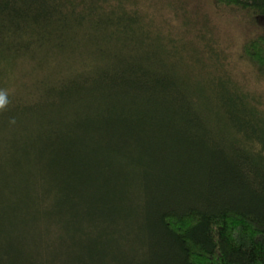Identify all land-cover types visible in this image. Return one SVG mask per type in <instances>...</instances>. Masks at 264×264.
Listing matches in <instances>:
<instances>
[{
  "label": "trees",
  "instance_id": "16d2710c",
  "mask_svg": "<svg viewBox=\"0 0 264 264\" xmlns=\"http://www.w3.org/2000/svg\"><path fill=\"white\" fill-rule=\"evenodd\" d=\"M211 1L256 27L239 58L264 82V0ZM142 2L0 0V90L51 60L26 240L1 216L15 264H264V96L204 33L188 67Z\"/></svg>",
  "mask_w": 264,
  "mask_h": 264
},
{
  "label": "rangeland",
  "instance_id": "374dc122",
  "mask_svg": "<svg viewBox=\"0 0 264 264\" xmlns=\"http://www.w3.org/2000/svg\"><path fill=\"white\" fill-rule=\"evenodd\" d=\"M142 1L149 11L146 18L154 33L158 30L164 36L178 38L181 43L193 37L196 39L197 34L204 33L207 39L213 40L216 49L227 53L225 62L232 70L233 78L250 90L260 91L264 96V82L258 81L252 68L239 58L243 42L257 31L246 16L234 10L216 9L211 0ZM2 38L0 36V44ZM195 44L194 40H189L187 44H182L179 52L181 56H189L184 62L190 68L205 65L201 56L192 52L190 46ZM37 66L31 58L24 61L23 70L17 72L6 89L8 104L0 109V224L1 216L9 215L13 222L15 245L19 236L26 240L27 231L23 224L26 216L32 219L36 213L34 183L38 180L37 170L41 165L35 162V141L41 135V130L47 128L51 116V99L48 97L51 60L44 62L42 68ZM39 110L44 113L40 112L38 116L36 112ZM26 183H29L28 189L24 187ZM53 201L54 196L46 198L47 205ZM34 228L33 224L31 232ZM13 241L11 239L4 244V239L0 238L1 264L16 263V260L2 254L4 244L8 253L16 256L12 252Z\"/></svg>",
  "mask_w": 264,
  "mask_h": 264
},
{
  "label": "clouds",
  "instance_id": "9594fccd",
  "mask_svg": "<svg viewBox=\"0 0 264 264\" xmlns=\"http://www.w3.org/2000/svg\"><path fill=\"white\" fill-rule=\"evenodd\" d=\"M8 104V94L5 90H0V109L5 108Z\"/></svg>",
  "mask_w": 264,
  "mask_h": 264
}]
</instances>
